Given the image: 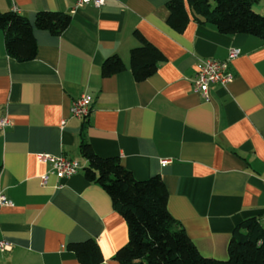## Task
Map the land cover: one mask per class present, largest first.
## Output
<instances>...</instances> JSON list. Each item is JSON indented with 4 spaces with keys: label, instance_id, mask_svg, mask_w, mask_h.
<instances>
[{
    "label": "crops",
    "instance_id": "obj_1",
    "mask_svg": "<svg viewBox=\"0 0 264 264\" xmlns=\"http://www.w3.org/2000/svg\"><path fill=\"white\" fill-rule=\"evenodd\" d=\"M169 1L0 0V10L33 23L40 10L72 16L59 35L35 27L37 55L25 62L6 53L0 31V115L11 121L0 131V193L12 201L0 206V241L10 245L0 248V264H82L69 244L87 239L99 244L98 264H121L128 224L108 191L85 176L83 134L137 179L162 177L171 214L202 255L227 259L237 226L254 218L264 227V40L221 33L193 16L177 31ZM137 32L165 55L141 81L131 70ZM232 48L241 50L230 61L234 80L211 83L205 98L193 84L200 60L227 59ZM114 53L127 68L103 76ZM82 95L91 99L84 118L71 112ZM42 154L83 169L59 177Z\"/></svg>",
    "mask_w": 264,
    "mask_h": 264
},
{
    "label": "trees",
    "instance_id": "obj_2",
    "mask_svg": "<svg viewBox=\"0 0 264 264\" xmlns=\"http://www.w3.org/2000/svg\"><path fill=\"white\" fill-rule=\"evenodd\" d=\"M257 1L170 0L168 22L175 30L182 31L193 16L201 23L213 24L221 33H247L264 40V14L253 8ZM71 21V14L62 11L40 10L33 23L16 10H0V31L4 35L6 53L20 62L32 60L37 55L35 27L59 35ZM136 35L140 44L130 51L131 70L136 80L141 81L156 72L165 55L140 32ZM126 68L117 53L108 56L101 65L103 76H111ZM79 149L88 160L84 167L85 176L108 191L115 210L128 224L129 240L116 253L121 264H264V227H258L254 218L235 229L227 259L206 257L171 214L169 192L160 175L137 179L118 157L98 155L84 134ZM242 226L248 229L246 234L240 232ZM69 248L82 264L103 261L95 239L71 242Z\"/></svg>",
    "mask_w": 264,
    "mask_h": 264
},
{
    "label": "built area",
    "instance_id": "obj_3",
    "mask_svg": "<svg viewBox=\"0 0 264 264\" xmlns=\"http://www.w3.org/2000/svg\"><path fill=\"white\" fill-rule=\"evenodd\" d=\"M107 0H77V6L92 3L97 6L105 5ZM241 53L239 48H232L227 59L220 60L214 58L201 59L198 64V71L193 84L195 90L201 93L205 98H208L209 85L211 83H218L227 85L234 80V73L230 67V61L237 58ZM91 111V99L88 95H82L78 98L71 109L74 116L87 117ZM11 125L10 118L7 115H0V131L5 130ZM41 159L52 162V171L59 177L72 176L83 169V166L74 159L66 156L52 157L48 154H42ZM168 161L164 160L163 164ZM48 178L47 175L43 177L44 180ZM12 201L6 195L0 193V206L11 205ZM0 248L7 249L10 245L4 241H0Z\"/></svg>",
    "mask_w": 264,
    "mask_h": 264
},
{
    "label": "rangeland",
    "instance_id": "obj_4",
    "mask_svg": "<svg viewBox=\"0 0 264 264\" xmlns=\"http://www.w3.org/2000/svg\"><path fill=\"white\" fill-rule=\"evenodd\" d=\"M213 2V0H211ZM264 7V0H259L257 2L254 3L253 8L259 12L260 14H264V11H262V8Z\"/></svg>",
    "mask_w": 264,
    "mask_h": 264
}]
</instances>
